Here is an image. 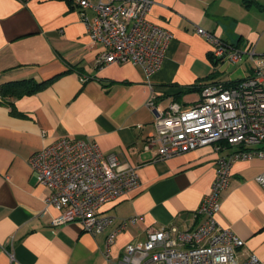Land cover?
Masks as SVG:
<instances>
[{
  "label": "crops",
  "instance_id": "obj_1",
  "mask_svg": "<svg viewBox=\"0 0 264 264\" xmlns=\"http://www.w3.org/2000/svg\"><path fill=\"white\" fill-rule=\"evenodd\" d=\"M228 1L237 0H152L148 19L172 37L160 66L148 73L131 62L97 67L101 44L91 41L74 1L0 0V85L59 74L38 92L0 94V264H122L125 245L145 239L149 226L186 227L200 220L194 213L210 189L220 153L204 145L160 157L158 143H148L155 113L147 102L160 110L172 101L188 106L196 100H183L187 86L252 73L246 57L214 64L208 41L196 32L199 26L264 54L259 32L241 25ZM254 3L264 7V0L240 5L248 12ZM85 12L94 15L90 8ZM59 137H86L137 171L135 189L101 204V214L115 217L103 232L84 231L77 221L50 225L58 211L45 206L49 189L32 174L29 158ZM262 171L261 158L232 163L216 219L244 240L239 261L254 253L264 264V189L255 180ZM132 215L140 218L117 233L106 255L107 233Z\"/></svg>",
  "mask_w": 264,
  "mask_h": 264
},
{
  "label": "built area",
  "instance_id": "obj_2",
  "mask_svg": "<svg viewBox=\"0 0 264 264\" xmlns=\"http://www.w3.org/2000/svg\"><path fill=\"white\" fill-rule=\"evenodd\" d=\"M71 1L80 7L91 41L101 44L97 67L131 62L148 73L158 69L172 35L148 19L152 0ZM85 8L94 11L92 18ZM196 32L208 41L212 59L234 63L246 57L252 63V73L230 82L204 84L199 99L188 106L172 101L160 110L148 100L155 113V134L148 143H158L160 157L204 145H212L220 155L210 189L194 213L196 221L200 220L186 227L177 223L149 226L145 239L125 245L122 264H263L254 253L243 261L237 259L244 240L220 226L216 214L232 163L264 159V54L250 46L243 49L230 44L199 26ZM29 164L38 183L49 189L45 206L58 211L50 219L53 228L77 221L84 231L103 232L115 217L101 214V204L139 185L135 168L122 167L116 153L103 154L98 144L86 137H59L32 153ZM255 180L264 189V171ZM139 218H121L107 233L106 255L117 233Z\"/></svg>",
  "mask_w": 264,
  "mask_h": 264
},
{
  "label": "rangeland",
  "instance_id": "obj_3",
  "mask_svg": "<svg viewBox=\"0 0 264 264\" xmlns=\"http://www.w3.org/2000/svg\"><path fill=\"white\" fill-rule=\"evenodd\" d=\"M227 2V0H222ZM231 3L232 13L241 25L244 27H251L253 30L259 32L258 48H264V7H261L257 3L251 5L250 10L247 12L245 8H242L240 3L242 0L228 1ZM226 4V3H224ZM200 93L198 90H192L182 93V98L185 102H192L199 99Z\"/></svg>",
  "mask_w": 264,
  "mask_h": 264
},
{
  "label": "trees",
  "instance_id": "obj_4",
  "mask_svg": "<svg viewBox=\"0 0 264 264\" xmlns=\"http://www.w3.org/2000/svg\"><path fill=\"white\" fill-rule=\"evenodd\" d=\"M211 58V56L209 55ZM212 62L216 64L218 61L212 59ZM59 74L54 75L52 77H49L47 79L43 80H35L33 78H28V79H20V80H15V81H9L6 83H3L0 85V94L5 95V94H13V95H27V94H32L35 92L40 91L41 89L45 88L56 78ZM200 86L197 85H192V86H187L185 89V92L187 91H192L196 89H200Z\"/></svg>",
  "mask_w": 264,
  "mask_h": 264
}]
</instances>
